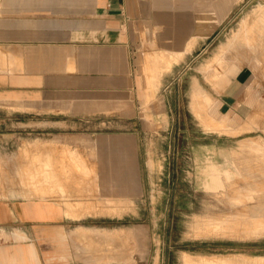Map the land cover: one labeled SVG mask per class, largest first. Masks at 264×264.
Wrapping results in <instances>:
<instances>
[{"label":"rangeland","instance_id":"rangeland-1","mask_svg":"<svg viewBox=\"0 0 264 264\" xmlns=\"http://www.w3.org/2000/svg\"><path fill=\"white\" fill-rule=\"evenodd\" d=\"M208 2L183 8L189 12L187 25L194 27L193 33L181 32L183 54L157 50L146 39L138 57L145 83V98L137 105L141 119L134 120L141 131L138 194L110 200L99 195L89 149V132L105 129L99 121L75 124V134L46 144L54 146L51 152L38 138L55 137L37 133H25L18 145L5 149L6 157L19 163L4 167L5 189L57 199L78 218L73 225L117 226L112 234L100 232L96 239L90 232L81 240L91 254L115 257L120 264H188L201 255L264 262V230L254 235L256 225L248 223L264 224V198L259 199L264 149L242 145L264 140V35L244 36L241 30L246 19L250 32L263 31L253 20L264 0H212L211 7ZM233 69H242L237 76H250L249 88L229 111L228 125L215 127L209 108L193 102L191 84L197 76L213 91L210 77ZM4 121V128L28 129L25 120L24 126ZM211 164L223 170L218 184L206 172ZM228 220V226L222 224ZM217 221L220 229L212 224Z\"/></svg>","mask_w":264,"mask_h":264},{"label":"crops","instance_id":"crops-1","mask_svg":"<svg viewBox=\"0 0 264 264\" xmlns=\"http://www.w3.org/2000/svg\"><path fill=\"white\" fill-rule=\"evenodd\" d=\"M211 1L0 0V264H120L91 254L81 241L90 232L96 239L100 232L112 234L117 226L73 225L78 218L57 199L5 189L4 167L19 166L5 149L25 133H37L55 137L38 138L51 152L54 146L46 144L75 134V124L99 121L105 129L89 132L99 195L110 200L138 194L141 131L134 120L141 119L137 105L145 98L138 57L146 39L157 50L179 54L186 37L181 32L194 31L183 8L211 7ZM241 70L210 77L214 93L193 78L192 100L196 92L218 127L228 125L229 111L249 88L250 76H237ZM5 113L12 123L27 121L28 129L4 128ZM255 143L242 145L264 149L263 139ZM206 172L218 184L223 170L211 164Z\"/></svg>","mask_w":264,"mask_h":264},{"label":"bare ground","instance_id":"bare-ground-1","mask_svg":"<svg viewBox=\"0 0 264 264\" xmlns=\"http://www.w3.org/2000/svg\"><path fill=\"white\" fill-rule=\"evenodd\" d=\"M254 12L256 13V15H255V19L253 20V21H255L253 24L254 25L256 24V26H257V22H261L263 24V31L258 32V33L250 32V24H247L248 21L246 19H244L242 21V26H241L242 29L241 30L243 31L244 36H248V34H254L253 37L258 38L257 34L260 35V36L264 35V9H262L261 7H257V8H255ZM257 19H259V20H257ZM183 53L184 52H182V51L179 52V54H183ZM210 62L211 61L208 60L203 65V68L204 69L208 68L209 65H210ZM193 99H194L193 102L197 103L199 105V107L203 109V105L201 103L202 99L199 98V95L196 92L193 93ZM219 125H220V122L213 121V126L218 127ZM224 223H226V226H228V224H230L229 220L227 222L223 221L222 224L224 225ZM248 223L256 225L255 229L253 230V234L254 235H257L258 231L261 232V230H264V224L262 222L250 221ZM212 224L214 226V229H220V227H221L220 226V224H221L220 221L214 222ZM186 260H188V258ZM188 264H264V262H261V261H258V260L247 261V260H245V258H243L241 261H239V260L238 261L237 260H230L229 258H226L224 256H220V255H213V256L201 255L200 258L196 261V263L189 262Z\"/></svg>","mask_w":264,"mask_h":264}]
</instances>
